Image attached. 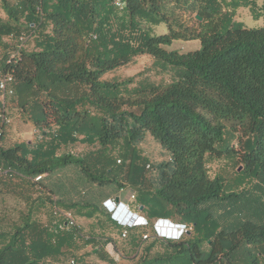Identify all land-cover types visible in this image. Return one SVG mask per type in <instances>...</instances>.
I'll list each match as a JSON object with an SVG mask.
<instances>
[{"label":"trees","instance_id":"16d2710c","mask_svg":"<svg viewBox=\"0 0 264 264\" xmlns=\"http://www.w3.org/2000/svg\"><path fill=\"white\" fill-rule=\"evenodd\" d=\"M122 1L118 9L114 0H0V72L13 76L18 112L42 138L0 147V169L36 178L73 166L100 186L133 190L131 207L145 213L164 250L149 256L153 246L130 230L132 264H264V0ZM239 8L262 25L236 21ZM160 24L167 32L156 35ZM22 36L31 49L17 51ZM175 40L199 41L200 48L165 49ZM139 56L171 72L170 81L129 88L132 79L105 78ZM146 136L169 156L152 177L138 152ZM77 143L93 150L59 153ZM227 153L243 168L238 185L248 180L250 189L234 192L209 176L207 159ZM86 207L92 218L97 207ZM158 219L190 225L194 236L158 238L151 227ZM66 227L54 233L25 222L0 231V264L63 256L80 236L75 223ZM86 237V244L99 239Z\"/></svg>","mask_w":264,"mask_h":264},{"label":"rangeland","instance_id":"374dc122","mask_svg":"<svg viewBox=\"0 0 264 264\" xmlns=\"http://www.w3.org/2000/svg\"><path fill=\"white\" fill-rule=\"evenodd\" d=\"M260 4V0L258 1ZM0 18L4 19L5 14L0 9ZM235 20L242 22L246 27L256 28L262 25V20H254L251 13L246 8H239L236 11ZM167 32L166 26L160 24L154 28L153 33L156 35L164 34ZM4 42L8 39L3 38ZM32 41L28 44H23L25 49H31ZM200 48L199 41H181L175 40L170 46L165 47L169 51H177L180 53H186L189 51H194ZM3 50H0V57L2 56ZM171 72L163 71L159 66L154 63V59L149 56H139L129 65L119 68L105 76L107 80L123 81L132 79L133 82L129 85V88H133L141 82L150 81L154 83H167L170 81ZM15 99L16 97L13 96ZM12 98V97H11ZM10 100V104L16 103V101ZM15 112L9 116L14 117ZM13 125V124H12ZM16 125V123H15ZM32 132H9L8 140L15 142L16 140H26L28 134L31 136ZM27 134V135H23ZM38 133L35 137L34 142L38 143L42 140ZM36 144H34L35 146ZM93 150V147L77 143L75 145H69L62 149L60 152H68L76 156H83ZM139 155L144 159L146 163L147 176L152 177L154 174L151 171L158 164L166 162L169 160L168 154L161 149V147L150 137L142 141L138 146ZM118 151L113 152V157L118 159ZM118 164V163H117ZM125 167V165H124ZM149 167V168H148ZM241 164L236 156L232 153H227L219 158H208L207 159V170L210 177L215 175L220 176L225 183L234 192H239L242 188L250 189V181L246 180L243 186L238 185L241 177L238 173L242 171ZM17 179L18 176H15ZM9 182H12L9 180ZM41 185H45L48 189H54L56 191L57 205L61 208H65L64 204L67 202V209L70 210L74 223L80 233L74 240V245L68 248L64 255L55 264H70L71 260H74L75 264H132L134 250L132 243L129 240L121 239L119 232L113 229L109 223H107V214L102 208V202L106 197H113L115 195H126L127 192L119 191L116 185L109 184L100 186L97 182H91L88 180L81 172H79L75 167L68 166L62 170H57L51 174L42 175V179L39 181ZM4 187L5 198L8 199L9 207L7 210L8 215L4 213V218H2L3 212L0 209V230L7 231L8 228L11 229L12 225L18 222V206L22 196L18 195V189L21 186L16 185H6ZM26 192V191H25ZM71 193V204L68 205V197ZM66 196V198H65ZM76 204L80 207L73 208ZM93 204L97 207V213L92 218L86 217V212L88 211L86 205ZM2 202L0 200V208ZM134 205V203H133ZM84 206V208H81ZM48 214V213H46ZM6 219V220H5ZM57 220V218H56ZM156 220H153V222ZM175 221V220H172ZM61 221V225H62ZM152 222V223H153ZM176 222V221H175ZM208 230V229H207ZM67 232V230H63ZM205 232L206 230H202ZM207 232V231H206ZM145 233L149 234V239L144 243L145 248H149V256H154L158 253L163 252V245L152 237V231L146 230ZM98 237L96 244H86V236ZM194 236L192 231L191 237ZM186 237H188L186 235ZM106 238H111L112 241H108ZM109 242V243H108ZM95 248V249H93ZM204 250H207L206 245L203 246ZM96 250V251H94ZM99 250V251H98ZM52 264V263H47Z\"/></svg>","mask_w":264,"mask_h":264},{"label":"crops","instance_id":"0c3cea01","mask_svg":"<svg viewBox=\"0 0 264 264\" xmlns=\"http://www.w3.org/2000/svg\"><path fill=\"white\" fill-rule=\"evenodd\" d=\"M10 100H14V98H8V102ZM7 102V111L10 115H12L15 112L14 117H12V124L9 126H6L2 128V141H1V149L6 150L9 149L15 145L18 144H25V145H32L35 139L36 130L34 129V126L31 122L25 121L23 116L19 114V110L17 107V104H10ZM16 123V125H15ZM32 132L31 136L28 134V138L26 140H16L15 142H12V140H8L9 132ZM27 135V134H23ZM18 176L17 179H15ZM11 180L12 182H9ZM6 185H16L21 186L17 191L19 192L18 195L22 196V199L19 201L20 204L18 206L19 212H18V222L15 223L17 225H23L25 222H37L42 227L46 228L49 231L56 232V228L60 231L67 230L66 227V221L64 217L62 216L63 212H70L69 209H67V202L64 204V209L59 207L57 205V198H56V191L54 189H48L45 185H41V183L36 182L34 178H30L27 176H23L20 174H16L10 170L3 169L0 172V200L2 202L1 205V211L3 212L2 218H4V213L7 215L9 214L7 210L9 209L8 205L10 201H8L7 198H5L4 193V187ZM26 191V192H25ZM118 195H115L113 197L109 196L106 197L105 200L111 199V198H117ZM66 198V196H65ZM71 193L68 197V205L71 204ZM104 200V201H105ZM122 200V199H121ZM103 201V202H104ZM124 203L128 204L125 200H122ZM131 209L134 211L133 206ZM104 210V208H103ZM105 211V210H104ZM48 213V214H46ZM71 213V212H70ZM106 213V211H105ZM141 215L145 216V213H140ZM57 218V220H56ZM6 220V219H5ZM64 223V225H61ZM14 225V224H13ZM10 228H8L7 231H9ZM5 231V230H0ZM65 232V231H64ZM67 246H65L61 252H66ZM62 255L55 256V257H49L46 259L47 263L55 264Z\"/></svg>","mask_w":264,"mask_h":264},{"label":"built area","instance_id":"2783aa9c","mask_svg":"<svg viewBox=\"0 0 264 264\" xmlns=\"http://www.w3.org/2000/svg\"><path fill=\"white\" fill-rule=\"evenodd\" d=\"M114 5L121 9L124 4L122 0H114ZM27 38L22 36L18 39L19 44L16 46L17 51L26 42ZM13 54L12 58L17 57ZM14 79L11 74L0 72V102L3 107V113L0 114V147L2 141V128L12 124V118L7 111V99L14 96ZM119 163V161H118ZM149 168V167H148ZM2 169H0V172ZM42 179V175L34 178L36 182ZM122 191L127 192L126 195L120 194L117 198L107 199L102 202V207L110 215V217L122 228L121 238L126 239L130 230H136L142 232L140 235L141 243L143 244L149 239V234L145 231L149 228V220L140 214V212L133 211L131 204L135 201V192L131 189H124ZM121 191V192H122ZM125 200L128 204H124L120 200ZM117 200V201H116ZM66 224L74 225V220L70 212H63ZM151 227L155 233V236L161 239L181 240L184 236L192 232L193 228L190 225L175 222L172 220L158 219L151 223ZM70 264H75L74 260L70 261Z\"/></svg>","mask_w":264,"mask_h":264},{"label":"water","instance_id":"95a60500","mask_svg":"<svg viewBox=\"0 0 264 264\" xmlns=\"http://www.w3.org/2000/svg\"><path fill=\"white\" fill-rule=\"evenodd\" d=\"M196 19H197V20H200V18H199L198 16L196 17ZM116 201H117V200H116Z\"/></svg>","mask_w":264,"mask_h":264},{"label":"clouds","instance_id":"9594fccd","mask_svg":"<svg viewBox=\"0 0 264 264\" xmlns=\"http://www.w3.org/2000/svg\"><path fill=\"white\" fill-rule=\"evenodd\" d=\"M121 202H123L122 200H120ZM124 203V202H123ZM128 203V202H127ZM124 204H126V203H124ZM127 205V204H126Z\"/></svg>","mask_w":264,"mask_h":264}]
</instances>
